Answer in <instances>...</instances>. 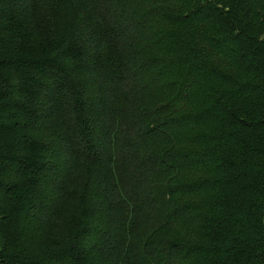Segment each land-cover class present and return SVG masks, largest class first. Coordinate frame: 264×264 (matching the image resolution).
Masks as SVG:
<instances>
[{"label": "trees", "instance_id": "1", "mask_svg": "<svg viewBox=\"0 0 264 264\" xmlns=\"http://www.w3.org/2000/svg\"><path fill=\"white\" fill-rule=\"evenodd\" d=\"M0 264H264V0H0Z\"/></svg>", "mask_w": 264, "mask_h": 264}]
</instances>
